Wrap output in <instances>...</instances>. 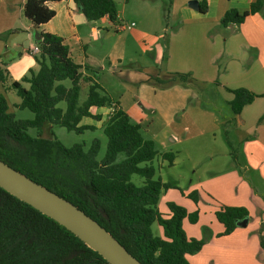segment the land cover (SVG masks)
I'll return each mask as SVG.
<instances>
[{
    "label": "trees",
    "instance_id": "obj_1",
    "mask_svg": "<svg viewBox=\"0 0 264 264\" xmlns=\"http://www.w3.org/2000/svg\"><path fill=\"white\" fill-rule=\"evenodd\" d=\"M60 1L24 0L23 14L31 26L38 29L54 17L55 5ZM73 2L90 24L105 16L112 25L119 24L114 0ZM263 5L264 0H254L247 10L230 8L221 18L220 26H238L247 16L261 13ZM206 9L201 2L200 12ZM38 32L40 39L35 40L39 48L35 56L38 68H29L19 81L9 85L20 97L16 106L29 110L33 117L16 119L7 112L6 100L0 94V160L82 210L142 264H189L185 255L198 252L204 241L188 237L182 224L185 218L190 223L197 222L198 210L189 212L173 201L166 203L167 214L159 210L157 203L161 191L174 186L155 177L158 166L153 160L158 152L154 142L141 136L140 126L130 122L118 100L92 76L82 72L88 66L73 60L62 36ZM2 72L0 70L1 82L4 81ZM173 76L181 80L188 77L182 73ZM83 83L88 87L81 101ZM225 90L233 95L228 101L233 115L239 114L255 98L264 97V92L254 93L245 87H226ZM92 107L110 109L102 127L107 139L106 149L99 160L96 159L98 140H93L90 148L84 151V144L66 147L54 137L52 130H45L48 124L77 133L93 129V125L79 124L84 117L101 119L100 114L91 113ZM29 128L36 129L35 137L27 133ZM224 135L229 153L236 162V150L226 132ZM118 153L124 154L121 161H116ZM160 156L172 164L174 153L162 152ZM134 175L141 179L140 183L132 180ZM185 195L197 204L198 191L192 190ZM214 215L223 226L218 236L231 234L237 228V221L249 218L243 206L222 205ZM153 223L162 228V237L153 234ZM262 232L261 227L259 247L264 253ZM0 264L109 263L65 227L0 187Z\"/></svg>",
    "mask_w": 264,
    "mask_h": 264
},
{
    "label": "crops",
    "instance_id": "obj_2",
    "mask_svg": "<svg viewBox=\"0 0 264 264\" xmlns=\"http://www.w3.org/2000/svg\"><path fill=\"white\" fill-rule=\"evenodd\" d=\"M23 1L0 0V70L3 71L4 80L0 81V94L3 95L13 93L14 90L9 88L12 81L20 80L29 68H38L35 60L37 54L30 53V48L36 43L28 35L35 29L23 14ZM114 1L118 10V25H112L106 16L90 24L73 0H62L55 5L54 17L36 30L62 36L73 60L88 66L82 72L92 76L97 82L98 71L90 53L94 48H101L102 31L107 32L109 25L116 27V31H129V35L139 42L138 49L125 51L124 46L119 49L116 45H111L104 52L103 61L110 69L120 73L124 69L122 66H128L133 72L132 78H135L132 82L152 83L160 90V97L165 98L164 104L160 106V110L153 107L152 113L161 115L165 124L183 114L191 115L187 118L197 119L198 115L205 112L207 107L202 109L199 99V95L206 96L204 89L199 88L198 79L191 72H203L204 74H200L201 81L216 86V93L224 91L227 103L233 95L225 90L226 87H245L254 93L264 92V5L261 13L247 16L240 25L221 27L220 20L228 9L247 10L254 0H196L199 9L201 2L206 5L205 12L190 7L188 3L191 0ZM101 20L106 21L102 24ZM143 57H148V61ZM159 65L164 70L163 75L143 72L145 69L155 71ZM215 71H228L233 75L220 81L217 78L219 74L215 76ZM174 73L187 74L188 77L181 80L174 77ZM157 79L167 81L160 83ZM84 86L88 87V84L83 83L81 91ZM101 86L107 91L102 84ZM113 98L118 100L114 96ZM205 101L214 108L213 112L207 114L216 126L208 132L207 129L199 132L211 133V140L201 145L207 153V163L200 172L201 178L191 180L182 193H174L165 198V194L177 188L171 182L174 187L161 191L157 206L164 214L168 213V201H175L189 212L198 210L197 222L190 223L185 218L182 224L188 237L204 241L198 252L185 255L189 264H264V253H261L259 247L261 227L264 235V116L258 122L264 115V97L255 98L239 114L231 113L225 117L222 115L220 101L210 96ZM19 102L20 98L17 103H8V111L16 119H19L17 114L24 112L16 107ZM191 103L193 108L189 109L188 104ZM104 109L110 113L107 107H92L90 111L102 116ZM100 120L84 117L79 124L99 127ZM217 123L219 126L223 125L219 134L226 132L236 150V162L232 159L228 146L222 145L220 138L215 136V131L219 130ZM53 126L54 124H48L45 130L49 131ZM34 130L36 136V129ZM183 130L188 132L186 124ZM177 137L175 133L170 138L176 142ZM162 152L172 151L158 152L154 159L157 171L164 161L165 166H172L177 155L172 152L174 159L169 165L161 158ZM197 163L196 161L193 165ZM132 180L141 182V179ZM192 190L198 191L197 204L185 195ZM222 205L246 207L249 212L247 224L237 226L229 235L218 236L223 226L215 218L214 212ZM153 225L154 223L151 230L156 228L155 235L162 237V228L158 224L156 227Z\"/></svg>",
    "mask_w": 264,
    "mask_h": 264
},
{
    "label": "rangeland",
    "instance_id": "obj_3",
    "mask_svg": "<svg viewBox=\"0 0 264 264\" xmlns=\"http://www.w3.org/2000/svg\"><path fill=\"white\" fill-rule=\"evenodd\" d=\"M161 16V14H160ZM106 20H101L103 24ZM135 21V20H134ZM136 23V21H135ZM138 26V24H137ZM128 32L116 31V27L109 25L107 27V32L102 31L101 38V48L92 49L90 55L94 61V66L98 71L97 80L109 91L115 98L118 99L120 106L127 113L129 120L133 124H138L140 126V133L144 139H149L154 142L155 149L159 151H172L175 152L176 158L172 166L167 167L164 164L157 171L155 177H160L162 181L172 182L176 185V189H171L168 194H165V198L169 196L179 194L185 190L188 185L191 183V180L195 181L196 179L201 178L200 172L202 171L203 165L207 163V153L203 151L201 145L205 144L206 141H210L211 133L203 134L202 130L207 132L213 130L216 124L212 122L209 118L210 111H214L212 104L206 103L205 98L210 96L211 98L220 101L222 106V115L225 117L227 114H231L230 107L228 103L224 100L226 93L224 91H217L216 86L212 83L202 82L200 79V74L203 72H191L194 74L197 80V85L199 88L202 87L205 97L199 95L200 105L202 109L205 107L206 110L202 115H198L197 119H194L190 114H183L181 117L177 116L175 119L170 121L169 124H165L164 119L158 113H152L154 111L152 108L160 110V106H163L165 98L160 97V90H158L152 83H141L140 81L132 82L135 80L133 72L130 71L129 67L124 68L120 73L114 69H110L106 62L104 63V52L111 45H116L119 49L123 46L125 51H133L138 49L139 42ZM103 48V49H102ZM148 61V57H143ZM97 67H100L97 68ZM160 65L154 70L145 69L143 72H155L156 74L163 75L164 70L161 71ZM219 74V76H217ZM232 73L228 71H215V76L221 81L227 78L232 77ZM19 81V80H18ZM4 82V81H3ZM87 93V86H84L80 92V100L82 101ZM7 103V112L8 103L14 104L19 101V96L13 91V93L8 95L1 94ZM219 99V100H218ZM17 107V106H16ZM18 108V107H17ZM188 108H193V103L188 104ZM23 114H17L19 119H30L32 118V113L27 109H22ZM102 118L99 122V127H94L93 129H86L83 132L77 133L74 131H69L66 128L54 124L51 127L54 137L59 140L64 146L70 147L73 144H84L83 150L87 151L90 148V145L93 140L99 141V149L96 154V159H101L105 153L106 149V136L103 133L102 127L107 121L108 113L107 109L103 110ZM95 122H93L94 124ZM186 124L188 127V132L183 130V126ZM218 125V123H217ZM95 126V125H93ZM219 126V125H218ZM223 125L220 124L219 130L215 131V136L220 138V143L227 145L225 141L224 132H221ZM27 133L35 137V130L29 129ZM177 134L178 140L176 142L171 140V136ZM162 146H166L165 148ZM178 151V153L176 152ZM206 154V156H204ZM124 158L123 153H118L116 156V161H121ZM159 159V158H158ZM159 161H161L159 159ZM198 162L196 165H193L194 162ZM154 165H157L156 161H153ZM196 169V171H195ZM132 179H139L136 175ZM163 196L161 197V201ZM175 202V201H173ZM154 223L153 227H156ZM156 228H153V234H157Z\"/></svg>",
    "mask_w": 264,
    "mask_h": 264
},
{
    "label": "water",
    "instance_id": "obj_4",
    "mask_svg": "<svg viewBox=\"0 0 264 264\" xmlns=\"http://www.w3.org/2000/svg\"><path fill=\"white\" fill-rule=\"evenodd\" d=\"M188 5L199 10L196 0H191ZM32 35L34 40L40 39L36 29ZM0 187L65 227L87 247L99 253L109 264H142L97 221L68 200L33 181L2 160H0ZM247 222L248 218H244L236 224L244 226Z\"/></svg>",
    "mask_w": 264,
    "mask_h": 264
},
{
    "label": "built area",
    "instance_id": "obj_5",
    "mask_svg": "<svg viewBox=\"0 0 264 264\" xmlns=\"http://www.w3.org/2000/svg\"><path fill=\"white\" fill-rule=\"evenodd\" d=\"M131 24L133 25L134 23L131 22ZM118 28H120V26H118ZM28 35H29L30 38H33V36H32L31 33H29ZM38 52H39V48H38V46H37L36 44L33 45V46L30 48V53H32V54H36V53H38Z\"/></svg>",
    "mask_w": 264,
    "mask_h": 264
}]
</instances>
